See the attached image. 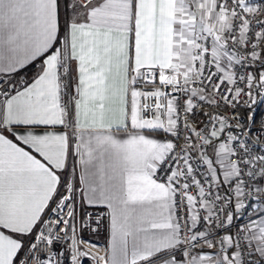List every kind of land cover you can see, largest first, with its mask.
Here are the masks:
<instances>
[{"label": "crops", "instance_id": "0c3cea01", "mask_svg": "<svg viewBox=\"0 0 264 264\" xmlns=\"http://www.w3.org/2000/svg\"><path fill=\"white\" fill-rule=\"evenodd\" d=\"M70 6L64 13L61 0H0V74L38 65L0 104V264L15 263L76 166L81 205L109 213L107 227L87 236L105 264H235L233 250L219 252L214 242L192 248L184 260L171 190L149 177L169 149L161 130L171 132L173 120L144 118L140 100L158 90L128 85L130 67L188 76L194 36L230 25L228 8L219 0ZM65 48L75 91L70 118L57 101ZM254 215L248 241L255 264H264V164Z\"/></svg>", "mask_w": 264, "mask_h": 264}, {"label": "built area", "instance_id": "2783aa9c", "mask_svg": "<svg viewBox=\"0 0 264 264\" xmlns=\"http://www.w3.org/2000/svg\"><path fill=\"white\" fill-rule=\"evenodd\" d=\"M93 1L71 0L81 8ZM219 1L228 8L231 23L194 36L188 76L174 68L130 67L128 85L158 90L141 98L144 118L173 120L171 132L165 126L161 130L169 149L151 165L149 177L171 190L176 246L184 260L192 248L214 242L219 252L233 250L235 264H255L248 228L256 218L264 164V0ZM222 60L226 68H220ZM37 69L32 63L14 74H0V104ZM74 98L65 48L57 67V101L69 118ZM76 167L14 264H105L98 244L86 236L104 230L109 213L81 205Z\"/></svg>", "mask_w": 264, "mask_h": 264}, {"label": "trees", "instance_id": "16d2710c", "mask_svg": "<svg viewBox=\"0 0 264 264\" xmlns=\"http://www.w3.org/2000/svg\"><path fill=\"white\" fill-rule=\"evenodd\" d=\"M61 4H62V10L64 13H67L68 10L73 9L70 4H71V0H61ZM262 262H264V259L262 260Z\"/></svg>", "mask_w": 264, "mask_h": 264}, {"label": "rangeland", "instance_id": "374dc122", "mask_svg": "<svg viewBox=\"0 0 264 264\" xmlns=\"http://www.w3.org/2000/svg\"><path fill=\"white\" fill-rule=\"evenodd\" d=\"M89 236V235H88ZM87 237V236H86ZM88 238V237H87ZM89 239V238H88Z\"/></svg>", "mask_w": 264, "mask_h": 264}]
</instances>
